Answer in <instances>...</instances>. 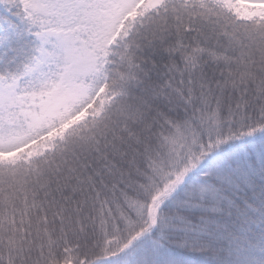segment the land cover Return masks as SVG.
<instances>
[{"label":"snow or ice","instance_id":"1","mask_svg":"<svg viewBox=\"0 0 264 264\" xmlns=\"http://www.w3.org/2000/svg\"><path fill=\"white\" fill-rule=\"evenodd\" d=\"M0 264H264V0H0Z\"/></svg>","mask_w":264,"mask_h":264}]
</instances>
